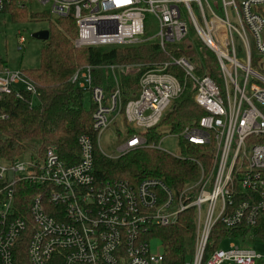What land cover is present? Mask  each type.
<instances>
[{
	"label": "built area",
	"instance_id": "built-area-1",
	"mask_svg": "<svg viewBox=\"0 0 264 264\" xmlns=\"http://www.w3.org/2000/svg\"><path fill=\"white\" fill-rule=\"evenodd\" d=\"M27 1L0 0V14L13 3L24 8ZM29 1L49 6L50 16L73 21L76 49L154 42L164 60L142 72L137 95L123 107L119 74L131 75L138 65L85 66L74 72L70 83L94 106L93 136L78 138L76 163L63 162L54 148H47L42 159L0 160V264H15L13 248L29 228L28 264H165L162 250L150 248L151 231L173 225L188 209L193 210L195 237L184 264H264L250 247L264 243V0ZM148 18L156 29L150 38L145 36ZM193 40L215 58L219 83L197 74L202 68ZM24 44L18 36L17 51ZM96 71L109 75V92L94 83ZM187 84L204 115L166 135L179 141L180 151L205 149L206 165L191 160L198 168L194 183L179 191L154 178L98 183L94 152L104 131L121 117L133 132L122 138L113 156H105L109 159L153 148L144 134L158 126ZM6 98L31 110L38 94L23 71L1 68L0 122L7 119ZM22 184L34 191L30 223L13 213L15 189ZM217 224L248 232L243 240L227 238V250H218L209 247Z\"/></svg>",
	"mask_w": 264,
	"mask_h": 264
},
{
	"label": "trees",
	"instance_id": "trees-1",
	"mask_svg": "<svg viewBox=\"0 0 264 264\" xmlns=\"http://www.w3.org/2000/svg\"><path fill=\"white\" fill-rule=\"evenodd\" d=\"M24 10L13 3L4 13L11 12L14 22H24L27 20ZM29 17L30 20L46 19L44 14L38 13H31ZM57 20H59L57 25L49 24L46 29L48 40L43 42L38 68L28 72L23 71L37 91V104L29 110L12 98H6L2 102L7 119L0 122L1 161L12 163L17 160L42 159L47 148H54L63 162L76 163L78 138L82 135L93 136L91 116L94 106L89 99V111L86 112L83 109L84 93L70 83L74 72L85 66L138 65L139 69L131 75L119 74L123 107L126 101L137 95L139 90L137 80L150 66V63H140L151 61L154 57H159L156 61L164 60L154 42L108 49H76L72 44L76 35L73 21L70 18ZM193 42L198 53L196 57L202 68L197 74H205L219 83L215 58L195 40ZM1 68L3 66L0 65ZM93 79L96 85L102 86L106 92H109V75L103 71H96ZM193 95L191 85L187 84L183 95L173 102L158 126L144 134L147 145L154 146L153 148L134 150L117 159L102 156L95 149L93 173L97 182L128 181L137 184L154 178L174 191L191 186L198 173L196 164L191 160L206 165L208 160H206L205 149L203 147H183L180 155L174 157L155 147L162 136L157 132L159 126H166L168 133L175 134L204 115V112L195 105ZM117 123L113 124L116 136L120 133ZM123 125L124 128L127 127L124 122ZM1 190L2 185H0V202ZM15 190L17 193L13 206L14 216L30 223L28 208L34 194L33 187L22 184ZM31 231L32 229L29 228L24 232L13 248L15 264H28L26 243ZM151 232L161 242L165 264H184L193 250L195 237L193 210L188 209L180 213L173 225L156 228ZM247 232L246 229L240 230L239 233L233 230L226 231L217 224L210 234L209 247L217 248L227 238H231L232 241L243 240ZM260 233L264 235V231Z\"/></svg>",
	"mask_w": 264,
	"mask_h": 264
},
{
	"label": "rangeland",
	"instance_id": "rangeland-1",
	"mask_svg": "<svg viewBox=\"0 0 264 264\" xmlns=\"http://www.w3.org/2000/svg\"><path fill=\"white\" fill-rule=\"evenodd\" d=\"M24 9L27 17V20H25L24 22L12 21L11 12L9 11L0 14V65L3 66V69L8 70L9 72H15L17 70L28 72L38 68L39 56L40 51L43 47V43L33 39L32 35L37 32L46 31L49 24L57 25L59 21L56 17L49 15V6L44 7L34 1L31 2L28 0L25 4ZM31 13L44 14L46 19L30 20L29 16ZM155 32V24L151 18H148L146 22L145 36H148L150 38L155 34ZM20 35L24 37L25 44L21 51H17V38ZM158 58L159 57H154L151 61L140 64H153L156 63V60H158ZM36 103L37 102L34 101V105H36ZM82 107L86 112L89 111L90 101L89 95L87 93L83 95ZM120 119L123 121L121 117ZM117 124L120 129V133H118L117 136L113 125L106 129L102 134L99 142V148H96V151L100 155L113 156L118 145L121 143L122 138L125 139L128 135H131L133 133L130 132L131 130L127 129V127L124 128V125L121 121ZM157 130V132L162 135L159 145L160 149L171 155L177 156L180 153L179 141L173 137H169L168 135H166L168 133L166 131V126H159ZM149 243L150 248L153 252L161 250V242L157 237L151 238L149 240ZM228 243V241L220 243L217 246V249L227 250L229 246ZM250 247L256 254L264 257V243L251 245ZM190 258L191 256L188 257L187 261H189Z\"/></svg>",
	"mask_w": 264,
	"mask_h": 264
},
{
	"label": "water",
	"instance_id": "water-1",
	"mask_svg": "<svg viewBox=\"0 0 264 264\" xmlns=\"http://www.w3.org/2000/svg\"><path fill=\"white\" fill-rule=\"evenodd\" d=\"M32 38L42 43L46 42L48 40V32L47 31L37 32L32 35Z\"/></svg>",
	"mask_w": 264,
	"mask_h": 264
}]
</instances>
